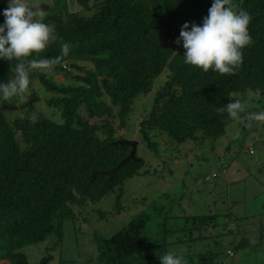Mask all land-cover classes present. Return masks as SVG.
Segmentation results:
<instances>
[{"label": "trees", "instance_id": "obj_1", "mask_svg": "<svg viewBox=\"0 0 264 264\" xmlns=\"http://www.w3.org/2000/svg\"><path fill=\"white\" fill-rule=\"evenodd\" d=\"M65 1L64 10L56 6L53 15L42 19L54 28L57 41L30 57L54 58L61 55L62 42L71 46L52 69L76 84L56 86L39 70L30 74L46 91L60 95L49 104L59 109L61 123L28 105L37 99L33 93L27 99H0V255L15 264H26L17 253L25 246L52 235L60 241L62 226L74 218L75 207L98 203L115 190L117 200L121 198L124 182L137 175L144 162L136 153L125 161L131 148L115 144L125 139L115 136L112 119L125 128L133 101L149 95L164 72V83L138 125L148 148L155 146L151 133L165 134L177 144L216 141L225 135L228 120V113L218 109L226 107L233 93L249 94L251 89L252 95H264V0H234L252 17L253 40L242 50L243 64L234 75L204 72L185 63L183 42H176L185 23L203 25L213 0ZM6 2L0 0V10ZM4 23L5 17H0V25ZM82 60L91 68L79 66ZM64 62L70 71L62 68ZM16 63L0 59V82L14 74ZM15 101L26 113L11 121L6 112ZM215 218H186L184 226L191 223L192 233ZM149 219L141 214L109 238L96 236L99 264H161L159 256L147 251L154 247L146 241ZM247 243L242 240L238 247ZM214 255H198L196 262L183 260L217 264Z\"/></svg>", "mask_w": 264, "mask_h": 264}, {"label": "rangeland", "instance_id": "obj_2", "mask_svg": "<svg viewBox=\"0 0 264 264\" xmlns=\"http://www.w3.org/2000/svg\"><path fill=\"white\" fill-rule=\"evenodd\" d=\"M29 3L46 7L44 15L38 17L41 21L45 15H53L56 6L64 10L66 5L65 0ZM8 5L9 0L0 10V17H4ZM78 65L91 68L86 60ZM39 71L56 86L76 84L64 75ZM71 72L84 74L73 69ZM166 75L164 72L159 77L149 95L133 101L125 128H120L117 118L112 119L115 136L136 141V156L144 162L138 174L124 182L121 198L117 200L115 190L98 203L82 209L75 207L74 218L62 226L60 241L52 235L17 251L26 264H40L44 258L49 259L47 264H99L95 237L109 238L141 214L150 218L146 241L154 246L147 250L153 256L170 251L196 262L198 255L210 252L215 254L217 264H264V122L253 121L248 127L245 117V113L264 112V95L233 93L230 102L241 100L245 113L236 119L228 114L226 133L216 141L177 144L165 134L151 133L149 140L155 146L148 148L138 125ZM32 93L37 99L29 100L28 105L36 113L61 123L59 109L49 104L60 95L46 91L36 78L29 84L27 94ZM23 110L15 101L6 116L13 121L26 113ZM80 113L87 117L84 110ZM212 215L216 216L212 224L192 233L191 223L184 226L186 218ZM242 240L248 243L239 248ZM0 264L15 263L0 255Z\"/></svg>", "mask_w": 264, "mask_h": 264}, {"label": "clouds", "instance_id": "obj_3", "mask_svg": "<svg viewBox=\"0 0 264 264\" xmlns=\"http://www.w3.org/2000/svg\"><path fill=\"white\" fill-rule=\"evenodd\" d=\"M3 15L5 23L0 25V59L9 62L15 59L17 63L11 69L14 79L0 84V99L5 102L17 97L27 99L30 72L49 70V73H54L52 68L62 63L71 46L62 42L61 55L54 58H30L33 54L39 56L57 41L54 28L38 18L44 15L43 11L31 5L29 0H9ZM251 19V15L240 9L234 0H213L202 26L188 23L182 26L180 38L176 42H183L185 63L201 68L204 72L213 69L221 75H234L243 64L242 50L253 44L249 33ZM62 68L70 71L65 62ZM251 94L252 90L249 89ZM218 111H226L231 118L236 119L245 113V104L241 100H234ZM245 117L248 127L252 126L253 121L264 122V112L245 113ZM31 119H37L35 113ZM159 259L161 264H185L182 257L170 251L164 255L159 254Z\"/></svg>", "mask_w": 264, "mask_h": 264}, {"label": "water", "instance_id": "obj_4", "mask_svg": "<svg viewBox=\"0 0 264 264\" xmlns=\"http://www.w3.org/2000/svg\"><path fill=\"white\" fill-rule=\"evenodd\" d=\"M39 9L41 10H45L46 7H40ZM9 79H14V76H11ZM9 79H7L4 82H0V84H6L8 83ZM35 80V78H30V82ZM115 144H119L121 146L123 145H127L130 146L131 150H130V154L129 156L125 159V161L130 160V159H134L135 153H136V147H137V142L136 141H127V140H120L118 142H116Z\"/></svg>", "mask_w": 264, "mask_h": 264}, {"label": "built area", "instance_id": "obj_5", "mask_svg": "<svg viewBox=\"0 0 264 264\" xmlns=\"http://www.w3.org/2000/svg\"><path fill=\"white\" fill-rule=\"evenodd\" d=\"M63 67H64V68H66V69H68V68H67V66H66V67H65V66H63ZM250 152H252V151L250 150ZM228 253H229V254H230V256H231V253H230V252H228Z\"/></svg>", "mask_w": 264, "mask_h": 264}]
</instances>
